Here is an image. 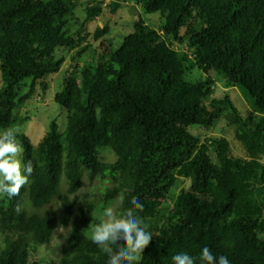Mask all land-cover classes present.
Masks as SVG:
<instances>
[{"label": "trees", "instance_id": "1", "mask_svg": "<svg viewBox=\"0 0 264 264\" xmlns=\"http://www.w3.org/2000/svg\"><path fill=\"white\" fill-rule=\"evenodd\" d=\"M106 1L86 0L85 20L71 35L80 0H0V128L27 120H17L15 110L62 69L59 50L73 53L55 94L67 111L65 129L52 120L38 144L18 134L34 171L20 197L0 198V264H42L32 253L62 227L70 232L58 264H108L92 229L111 205L118 214L132 208L133 197L153 232L140 264H172L179 252L198 257L205 246L230 264H264V0H135L139 11L160 14L162 34L139 18L119 44L108 25L85 30ZM109 1L114 13L122 0ZM90 35L99 42L95 64L79 70ZM137 39L146 41L138 46ZM194 68L209 77L189 80ZM213 75L251 99L262 114L256 124L229 95L211 98ZM222 118L234 125L245 156L232 154L225 137L191 132ZM104 148L114 161L102 158ZM181 178L190 186L176 194ZM86 180L97 185L80 198Z\"/></svg>", "mask_w": 264, "mask_h": 264}, {"label": "rangeland", "instance_id": "2", "mask_svg": "<svg viewBox=\"0 0 264 264\" xmlns=\"http://www.w3.org/2000/svg\"><path fill=\"white\" fill-rule=\"evenodd\" d=\"M80 1L81 2L78 6L76 18L72 20L67 26V31L71 35L75 34L80 29L81 23L85 20L84 8L87 5L86 0ZM119 3L120 6L117 8V10L114 13H111L114 8L113 2L107 0L102 5V14L86 23V32L93 34L97 29L108 25L111 28L110 39L113 38L115 44H119L122 42L125 35L134 31L135 21L139 18H142L145 20V24H148L157 31L158 35L162 34V31L160 30V14L150 15L146 14L143 10L139 11V7L137 6L135 0H122ZM81 35L84 36L85 33L83 32ZM145 41L146 39H137L136 44L141 46ZM87 43L91 45V49L88 50L81 58H77L76 60L79 70L84 65L94 66L95 64V54L99 46V42H96L90 35L87 37ZM174 47L178 50H186V48H184L178 42L174 43ZM58 53L65 57V63L58 73L51 74L46 77L45 82L47 83V89L44 90L41 84H38V90L35 92V94L24 105H19L15 110V117L17 120L21 118H27V120L22 123H16L15 126L19 128V132L28 135L34 144H38V142L43 138L45 133L49 130L50 122L52 120H56L58 122L60 131H63L66 127L67 111L55 101V94L63 90L65 74L71 69L73 64V53L71 51L64 50H59ZM208 77V74L203 73L198 68H194L187 76V78L192 81H204ZM213 78L215 81V87L211 98L223 99L225 95H229L240 113L244 117H253V124H256L262 114L258 113L254 109L251 99L244 94L242 89L235 84L228 86L223 79L221 80L214 75ZM2 85L3 80L0 72V88ZM29 88L30 82L25 83L23 87L24 92L28 91ZM190 129L192 133L200 135L203 139L210 137H225L229 141L232 154L237 156L246 155L245 149L241 142L235 137L234 125L228 118L220 119L215 123L214 126L209 128L191 126ZM2 130L3 129L0 128V131ZM101 156L105 161L108 162H112L116 159L115 154L109 148H104L102 150ZM262 162H264V157ZM95 185H97V182H94V184L91 185L89 181L86 180L83 188L78 193V196L82 198L85 193H90L91 195L95 189ZM189 186L190 181L181 178L178 182V186L174 189V192L177 194L181 189H188ZM56 205L57 203L53 202L48 207L54 208ZM26 207L29 209V211L33 209L29 203L26 204ZM111 207L117 211V206L115 204L111 205ZM69 232V227H62L56 230L50 244L40 245L39 247L37 246L36 251L31 255V261H39L42 264H58L61 258L60 249L64 245ZM10 236L14 235L11 234ZM5 240V235L0 233V248L4 247Z\"/></svg>", "mask_w": 264, "mask_h": 264}, {"label": "clouds", "instance_id": "3", "mask_svg": "<svg viewBox=\"0 0 264 264\" xmlns=\"http://www.w3.org/2000/svg\"><path fill=\"white\" fill-rule=\"evenodd\" d=\"M19 131L16 126L0 131V198L20 197L21 189L28 184L34 171L32 161L25 163L22 158L24 147L18 139ZM131 204L133 207L123 214H118L112 207L106 208L104 218L92 229V242L108 256V264H140L144 250L153 238V232L146 230L147 226L137 215L143 211V205L135 197ZM13 210L17 214L22 211L19 200ZM112 245H117L118 250H114ZM171 259L172 264H197V260L199 264H230L226 256L217 257L207 246L198 257L179 252Z\"/></svg>", "mask_w": 264, "mask_h": 264}]
</instances>
